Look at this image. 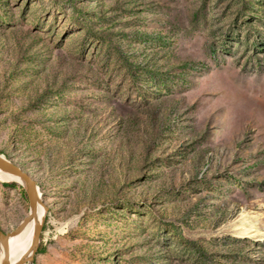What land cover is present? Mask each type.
I'll list each match as a JSON object with an SVG mask.
<instances>
[{"label":"rangeland","instance_id":"374dc122","mask_svg":"<svg viewBox=\"0 0 264 264\" xmlns=\"http://www.w3.org/2000/svg\"><path fill=\"white\" fill-rule=\"evenodd\" d=\"M0 152L32 264H264V0H0Z\"/></svg>","mask_w":264,"mask_h":264},{"label":"water","instance_id":"95a60500","mask_svg":"<svg viewBox=\"0 0 264 264\" xmlns=\"http://www.w3.org/2000/svg\"><path fill=\"white\" fill-rule=\"evenodd\" d=\"M0 170L20 179L19 184L23 186L27 194L30 207L28 215L13 231L4 232L3 230H0V246L3 245L6 249L5 257L1 264H32L35 260V255L40 246V233L43 232L45 215L48 208L44 200L39 195L38 186L35 179L28 172V170L24 169L14 158L6 157L5 154L0 152ZM40 207L44 208L45 210L44 214L41 216L39 214ZM33 220L35 221V226L34 233L32 234L33 240L30 252L29 254L19 259L16 263H12L9 254L10 238L22 231Z\"/></svg>","mask_w":264,"mask_h":264},{"label":"bare ground","instance_id":"6f19581e","mask_svg":"<svg viewBox=\"0 0 264 264\" xmlns=\"http://www.w3.org/2000/svg\"><path fill=\"white\" fill-rule=\"evenodd\" d=\"M0 180L15 181L18 183L20 182V179L18 177H15L11 174L5 173L1 170H0ZM36 183L38 186L39 195L43 199V195H42V192L40 189V185H39L38 181H36ZM44 212H45L44 208L40 207L39 208L40 216L43 215ZM245 220H246V223L249 224V226L254 227V226H258L261 224L259 222L258 218H255L254 216H247V218ZM34 226H35V221L33 220L22 231L13 235L10 238L9 254H10V258H11L12 263H16L23 256L29 254L30 249H31V245H32V240H33L32 234L34 233ZM0 251H1L0 257H1V262H2L4 257H5V252H6V249L4 248L3 245H2V247L0 246ZM1 262H0V264H1Z\"/></svg>","mask_w":264,"mask_h":264},{"label":"trees","instance_id":"16d2710c","mask_svg":"<svg viewBox=\"0 0 264 264\" xmlns=\"http://www.w3.org/2000/svg\"><path fill=\"white\" fill-rule=\"evenodd\" d=\"M6 184L9 186L18 188L20 190V192L24 195V197H26L28 199L27 194H26V192H25V190L21 184H19L18 182H15V181H11V182H8Z\"/></svg>","mask_w":264,"mask_h":264}]
</instances>
